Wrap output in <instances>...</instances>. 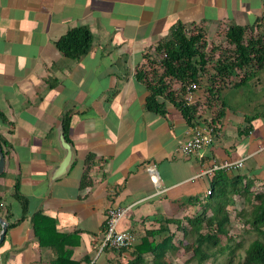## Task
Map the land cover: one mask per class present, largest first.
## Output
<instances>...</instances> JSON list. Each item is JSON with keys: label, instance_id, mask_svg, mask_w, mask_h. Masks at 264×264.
Here are the masks:
<instances>
[{"label": "crops", "instance_id": "crops-1", "mask_svg": "<svg viewBox=\"0 0 264 264\" xmlns=\"http://www.w3.org/2000/svg\"><path fill=\"white\" fill-rule=\"evenodd\" d=\"M263 14L264 0H0V264H126L131 249L100 248L108 207L126 208L117 229H132L137 242L160 224L173 231L165 219L196 212L224 160H243L229 176L263 183L264 66L217 78L214 95L200 77L194 119H212L216 132L190 155L179 151L189 127L181 110L162 97V112L148 109L138 74L176 24L223 48L228 26L264 33ZM76 26L89 28L91 42L69 58L56 40ZM60 130L72 155L55 173Z\"/></svg>", "mask_w": 264, "mask_h": 264}, {"label": "trees", "instance_id": "trees-1", "mask_svg": "<svg viewBox=\"0 0 264 264\" xmlns=\"http://www.w3.org/2000/svg\"><path fill=\"white\" fill-rule=\"evenodd\" d=\"M260 21L264 29V14ZM253 25L228 26L225 53L218 44L208 41L199 28L174 25L171 38L156 46V50L167 47L168 56L151 70L153 79L139 69L138 74L144 78L150 91L146 107L162 112V103L158 99H168L181 110L188 124H192L198 99L191 105H183L176 99L173 86L187 79L199 82L203 76L210 85L205 89L207 95H214L216 87L221 86L218 79L225 83L232 72L236 77H243L247 70L263 67L264 33L252 35ZM90 42L89 28L76 26L62 34L56 40V46L65 56L77 58L88 50ZM208 180L209 188L203 197L196 199L199 205L196 212L180 219H165L166 223L175 225L173 231L160 224L157 228L145 230L139 241L121 248L131 249V258L126 264H169L165 261L166 254L175 253L180 247L190 252L186 263L206 264L210 260L211 264H221L220 259H224L226 264H264V182L256 190L253 176L246 178L238 170L229 176L220 168L215 169ZM15 196L24 207L26 199L20 195L17 183ZM235 196L241 198L243 204L236 212L237 223L244 235L249 236L242 255L237 253L241 245L234 241L235 235L229 233V205ZM176 231H181L188 242L176 240ZM38 236L42 240L41 235Z\"/></svg>", "mask_w": 264, "mask_h": 264}, {"label": "built area", "instance_id": "built-area-1", "mask_svg": "<svg viewBox=\"0 0 264 264\" xmlns=\"http://www.w3.org/2000/svg\"><path fill=\"white\" fill-rule=\"evenodd\" d=\"M168 56V48L162 47L159 50H154L149 53V56L144 58L141 64V71L146 73V77L152 78L151 70L158 65L163 59ZM228 80L225 82L227 83ZM199 82L195 80L187 79L184 83L175 84L173 91L176 99L182 102L183 105H191L195 102L197 93L200 90ZM205 95V93H204ZM197 101V100H196ZM216 132V126L210 120L205 121L199 119H192V124L186 131V137L179 146V151L183 154H199L204 147L209 146L214 139ZM261 153L264 156V145L260 148ZM243 165V160H224L221 163L214 165L213 169H236ZM209 169L207 172H210ZM148 171L152 175L153 182L157 185L158 180L156 176H153V169L148 168ZM205 173V172H204ZM126 208L122 206H110L106 209L105 218L102 226V239L100 248L119 250L123 247H128L136 239V233L131 230H119L117 229V223L125 213Z\"/></svg>", "mask_w": 264, "mask_h": 264}, {"label": "rangeland", "instance_id": "rangeland-1", "mask_svg": "<svg viewBox=\"0 0 264 264\" xmlns=\"http://www.w3.org/2000/svg\"><path fill=\"white\" fill-rule=\"evenodd\" d=\"M225 53L224 47L222 48ZM255 189H260L255 187ZM243 206L241 198L235 196L234 202L229 205V215H230V225H229V233L231 235H235V240L241 247L237 250L239 255L243 254V247L246 245L247 240H249V236L244 235L242 232L241 226L237 223V214L236 212ZM174 229V228H173ZM176 240L181 239L183 243L188 242V239L183 238L181 231H176ZM231 241L230 243H233ZM190 252L184 250V248L180 247L175 253H167L165 257V261L169 264H192L186 263V259L189 257ZM221 264H226V260L220 259ZM206 264H211V261H207Z\"/></svg>", "mask_w": 264, "mask_h": 264}, {"label": "water", "instance_id": "water-1", "mask_svg": "<svg viewBox=\"0 0 264 264\" xmlns=\"http://www.w3.org/2000/svg\"><path fill=\"white\" fill-rule=\"evenodd\" d=\"M58 141L60 146L63 148V150L65 151L64 157L60 163L59 168L56 170L55 173L57 172H62L63 170L66 169V166L68 165L70 159H71V155H72V150H71V146L70 144L67 142V140L64 137V133L62 130L59 131V136H58ZM3 165H4V154L0 145V173L3 170ZM260 169H255L253 170L254 173L259 172ZM54 173V174H55ZM0 225H1V229H0V242L3 240V237L5 235V232L7 230V223L0 217Z\"/></svg>", "mask_w": 264, "mask_h": 264}]
</instances>
